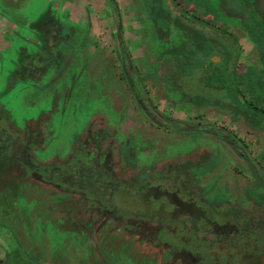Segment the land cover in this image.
Returning a JSON list of instances; mask_svg holds the SVG:
<instances>
[{
  "label": "flooded vegetation",
  "instance_id": "obj_1",
  "mask_svg": "<svg viewBox=\"0 0 264 264\" xmlns=\"http://www.w3.org/2000/svg\"><path fill=\"white\" fill-rule=\"evenodd\" d=\"M114 1L113 6L108 0L121 24L115 34L118 77L106 75L102 66L96 73L93 62L91 66L90 61H74L78 45L70 43L72 31L49 13L30 30L29 24L23 25L28 33L18 34L13 22L14 29L1 33L7 45H0V60L11 46L14 58L9 57V70L0 74V195L3 185L14 190L33 183L40 190L39 198L47 200L45 209L55 208L54 220L47 223L50 228L81 236L94 249L117 245L127 259L138 251L157 264H264V0H234L240 9L222 0H135L136 12L132 1H127L129 12L126 9L124 14L136 13L140 35L143 21H148L146 29L159 51L143 76H135ZM3 13L0 16L5 18ZM240 39L246 41L250 54L246 75L238 77ZM173 40L184 42L187 49L201 51L204 44L211 48L206 56L200 54L202 60L192 71L175 74ZM163 54H172V69L166 78H155L172 89L177 86V98L161 92L153 98L143 87ZM192 63L187 59L188 67ZM82 75L87 79L84 89L101 79L108 86L101 89L111 95L113 114L124 110L113 135L104 139L107 146H100L102 134L97 137L94 125L85 123L90 105L78 92L82 84L77 79ZM6 77L21 88L10 92L13 86L5 85ZM66 81L60 94L51 90L55 83ZM25 88L29 91L20 92ZM81 104L88 111L77 120L82 123L65 122V114L71 121L79 119L75 115ZM51 110L63 121L52 126L56 133L67 130L68 135L48 155L56 137L46 132ZM177 112L185 118L174 117ZM81 126L87 134L82 141L86 147L75 148ZM179 143L189 150L199 147L215 153L212 162L202 158L189 164L194 186L183 188L167 181L163 187L133 186L146 169L159 175L154 172L164 152L159 148L168 147L171 153ZM225 199L239 206L223 203ZM30 212L27 217L32 219ZM41 214L35 221H44ZM24 251H13V263L30 264L28 256L41 263ZM94 255L100 259L98 252Z\"/></svg>",
  "mask_w": 264,
  "mask_h": 264
},
{
  "label": "rangeland",
  "instance_id": "obj_2",
  "mask_svg": "<svg viewBox=\"0 0 264 264\" xmlns=\"http://www.w3.org/2000/svg\"><path fill=\"white\" fill-rule=\"evenodd\" d=\"M66 1H68L73 8L70 12L66 10V6H68V4L65 3ZM127 1H132L130 5L133 6L134 12H136L139 5L135 3V0H116L117 10L121 13L124 25L122 28V36L130 62L134 65L136 70L135 76H143L153 67V62L158 56L159 51L153 46L152 36L149 30L146 29L148 21H143L145 23V30L143 31V35H140L138 30H136L138 24L136 13L124 14L126 9L128 11L125 5ZM222 1L226 3V6L231 5L232 8H241V5L234 0L232 3H230V0ZM0 12L5 13V18L8 19H6L7 26L12 25V22L18 24V30L16 31L18 34H22V32L28 33V31L22 28L23 25L29 24L30 27L28 29L30 30V28L42 18L40 17L41 15L49 13L56 21H59L63 27H68L72 31L70 43L72 45H78L77 51L72 57L74 61H90L91 66L92 62L94 65L98 66L96 73H99L101 70L100 66H102V69L107 72L105 73L106 75L113 77L120 76V69L116 57V52L118 50L117 40L115 39L116 20L108 0H0ZM7 34H5V36H7ZM175 38L176 37H174V39ZM238 42L240 53L236 67V75L241 77L246 75L245 69L250 51L248 50L246 41L240 39ZM173 43L178 47L181 42L175 40ZM2 45L6 46L7 43L5 42V44L3 43ZM202 46L201 51L197 49L198 47L187 49L188 47H186V45L183 46L184 50L188 53L191 51V55L188 56V59L193 61L191 66L197 64V52L204 53L211 48L210 44H204ZM13 48L14 47L11 46L8 50L2 52L0 74H4L9 70V57L14 58L12 54ZM171 56L172 54H163V56H159L158 68L155 70L154 74H152L153 77L143 83L144 90L153 98H155V94L159 92H161L160 95L168 93L174 98H177L179 95L177 86L172 89L165 80L155 78L157 76L166 78V75H168L169 71L172 69ZM186 67H188L187 64ZM186 72H189L187 68ZM77 80L82 84L78 92L87 98L86 101L88 100L87 102H89L90 105L89 115L86 117L85 123L90 126H92V124L94 125L93 132L97 137L102 134V143L100 146H107L108 143L104 141V139L113 135L116 129L114 124L120 115H125L124 110H122V112H116L115 114L112 113V107L110 105L112 100L111 95L109 93L104 95L101 88L103 86L105 87L106 84L102 83V79L92 81V88H89V90L83 88L87 81L84 75L78 77ZM12 82L10 78L6 77L5 85L10 86ZM68 82L69 81L62 82L64 84L57 82L53 85L51 90L57 91L60 94V92L66 89L65 83L68 84ZM12 86L13 84L11 87ZM19 88H21L19 84H15L9 91L15 92ZM105 88H108V86ZM28 91L29 88H25L24 90L21 89L20 92L24 94ZM23 94L22 96H25ZM160 107H164V105H160ZM165 107L171 106L165 105ZM49 112L48 115L50 116L48 117V129L46 132L48 135L52 133V135L54 134L56 137L53 139V143L47 148L48 155L49 151L61 147L68 135L67 130H58L56 133V127L52 126L58 125L62 120L51 115H56V110H51ZM86 112L88 111L83 107V104H81L78 115H75L79 117V119L75 118L76 121H71L65 114L64 120L65 122L69 120L68 123L77 125V123H82V121L77 122V120H80L81 116L85 115ZM173 116L185 118L181 112L173 113ZM128 126L129 125L126 123L125 127L127 128ZM77 129L80 136L75 137L73 145L74 147L77 145L75 148L82 145L86 147L85 144H83V140L86 138L87 134L83 132L84 128H82V126L80 127L81 130L79 128ZM183 144L185 143H179L177 146L174 145L171 153H167L168 147H166V149L164 146L162 149L159 148L164 151L160 153L161 161H158V169L154 171L159 175L155 176L150 169H146L145 172L139 174L136 178V184L134 183L133 186L143 188L150 184H156L157 186L163 187L165 186V181L173 184L176 182L177 185L183 188L194 186V183H192L190 179L191 172L188 170V167L192 165L191 163L196 165L198 160L202 158L209 160V162L214 161L215 158H213V156L215 157V153L199 147L189 150L187 146H182ZM81 152H83V150H80L78 153L81 155ZM54 156H52V158ZM108 158L109 157L106 156L104 159L107 160ZM52 160H55V157ZM113 160L112 158V161ZM175 170L176 172H174ZM1 188H4V193H2L4 196L0 195V261L4 258L7 262L13 261V251L16 248V242H18L23 250L29 251L32 255L38 257L42 264H157L150 258V255L141 254L136 251L132 260L127 259L120 254L122 249H119L117 245H98L96 249H94L92 245L87 243L81 236H76L74 234L70 235L60 227H57L55 230L50 228V225L47 223L54 220V214L56 213L55 208L51 207L49 212L48 209H45L47 200L39 198L38 194L40 190L33 183H27L26 185L18 187L19 189L14 190H11V187L7 185L6 187L3 185ZM223 203L238 205L237 202L233 200L228 201V199H225ZM236 206L233 207V210H236ZM28 211H31L30 217H32V219L27 217ZM41 211H45V213L41 214ZM40 214L44 221H35L40 217ZM59 235H63L64 237L60 239L58 238ZM95 252L99 253L100 259L96 258L94 255ZM15 264H17V262Z\"/></svg>",
  "mask_w": 264,
  "mask_h": 264
},
{
  "label": "trees",
  "instance_id": "obj_3",
  "mask_svg": "<svg viewBox=\"0 0 264 264\" xmlns=\"http://www.w3.org/2000/svg\"><path fill=\"white\" fill-rule=\"evenodd\" d=\"M118 34V33H117ZM119 35V34H118ZM185 44H184V42H182V43H180V45L176 48V49H174L173 51H171L172 52V54H173V58H174V60H175V62H176V64H177V67H175V74H177V73H179V74H183L184 72L183 71H186V68L189 70V71H192V69H193V67H196L198 64H195V65H193V66H191V67H186V61H187V59H188V56L191 54V51L188 53L187 51H185L184 50V46ZM202 53V52H201ZM200 52H197V54H198V56H197V60L199 61V60H202V56L200 55L201 54ZM204 54H205V56L207 55V54H209V50L208 51H205L204 52ZM205 58V57H204ZM182 72V73H181ZM245 107V106H244ZM16 246L18 247H16V249H14V251H16V250H21L22 252H24L25 253V251L24 250H22V248L18 245V243H16ZM27 260H28V262L30 263V264H41V263H39V261L38 260H36V259H34V258H32V257H27ZM17 261V259H15V262ZM21 262H24L23 260H22V258H21ZM1 264H15V263H13V261L12 262H7V263H5V261L3 262V263H1ZM18 264V263H17ZM27 264V263H26Z\"/></svg>",
  "mask_w": 264,
  "mask_h": 264
},
{
  "label": "crops",
  "instance_id": "obj_4",
  "mask_svg": "<svg viewBox=\"0 0 264 264\" xmlns=\"http://www.w3.org/2000/svg\"><path fill=\"white\" fill-rule=\"evenodd\" d=\"M65 3H67L68 4V6H66L67 7V11L68 12H70V11H72L73 10V8L70 6V3L68 2V1H66ZM4 14V13H3ZM5 15V14H4ZM76 20H78V19H76ZM6 23V21H5V18L4 17H2V16H0V37H1V33L3 32V31H6L5 29H14L13 27H12V25H10V26H7V23ZM5 44V42L2 40V39H0V45L1 46H4V45H2V44Z\"/></svg>",
  "mask_w": 264,
  "mask_h": 264
},
{
  "label": "water",
  "instance_id": "obj_5",
  "mask_svg": "<svg viewBox=\"0 0 264 264\" xmlns=\"http://www.w3.org/2000/svg\"><path fill=\"white\" fill-rule=\"evenodd\" d=\"M110 1H111V4L114 6V5H115V1H114V0H110ZM116 17H117L116 29H117V32H118L119 29H120L121 24H120V21L118 20L119 17H118L117 12H116ZM118 37H119V35H117V38H118ZM119 43H121V41H119ZM120 50H121V49H120ZM124 75L126 76V79H127L128 84H129V87L131 88L132 91H134V88H133V86H132V83H131L129 77L127 76V74H126L125 72H124Z\"/></svg>",
  "mask_w": 264,
  "mask_h": 264
}]
</instances>
